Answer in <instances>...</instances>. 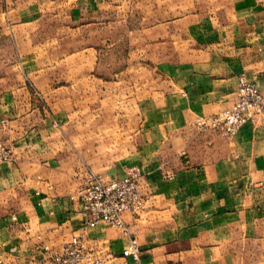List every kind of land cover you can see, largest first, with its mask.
I'll list each match as a JSON object with an SVG mask.
<instances>
[{
  "label": "rangeland",
  "instance_id": "374dc122",
  "mask_svg": "<svg viewBox=\"0 0 264 264\" xmlns=\"http://www.w3.org/2000/svg\"><path fill=\"white\" fill-rule=\"evenodd\" d=\"M253 3L105 0L87 18L71 4L47 5L35 23L19 27L18 47L0 38V89L16 91L38 121L51 118L48 140L66 168H82V180L92 173L114 179L138 167L145 189L153 183L158 191L177 170L233 148L234 137L220 130L177 122L174 65L207 61L206 29L241 21ZM7 144L0 138V155L5 147L12 160ZM0 213L22 221L11 234L33 221L23 199L7 200ZM245 236L230 247L239 259L228 264H264V227L247 225ZM66 241L52 248L60 250ZM97 249L112 263L111 251Z\"/></svg>",
  "mask_w": 264,
  "mask_h": 264
},
{
  "label": "crops",
  "instance_id": "0c3cea01",
  "mask_svg": "<svg viewBox=\"0 0 264 264\" xmlns=\"http://www.w3.org/2000/svg\"><path fill=\"white\" fill-rule=\"evenodd\" d=\"M104 1L0 0V38L18 47L19 27L35 23L47 5L71 4L87 18L97 14ZM205 35L210 41L207 61L174 65L179 124L195 123L198 117L229 107L242 74L264 91L261 5L254 0L241 21L207 28ZM50 132V117L38 121L36 111L24 108L16 91L0 89V138L12 154V160L0 162V209L9 199H23L33 216L23 230L11 234L22 221L0 213V264H49L42 244L58 245L73 236H82L97 251H111L109 264H120L131 236L138 238L142 264H228L239 259L230 247L245 242L247 225L264 227V118L247 122L228 154L177 170L165 188L155 191L151 183L145 189L140 178L149 200L138 215H125L128 232L90 222L81 206L69 199L84 184L83 171L65 167L55 142L48 140ZM19 208L15 215L21 213Z\"/></svg>",
  "mask_w": 264,
  "mask_h": 264
},
{
  "label": "built area",
  "instance_id": "2783aa9c",
  "mask_svg": "<svg viewBox=\"0 0 264 264\" xmlns=\"http://www.w3.org/2000/svg\"><path fill=\"white\" fill-rule=\"evenodd\" d=\"M264 9V0H255ZM264 118V91L256 83L239 77V87L232 104L209 116L198 117L199 128L220 130L228 137H235L240 129L250 121ZM0 162L9 159L5 147ZM72 202L78 203L90 222H103L110 227L129 230L127 213L138 215L145 207L146 197L140 188V169L131 167L120 178L106 179L101 174L92 173L84 184L69 195ZM42 236H39L41 238ZM42 247L49 264H109L96 249L89 247L81 236H73L55 251L48 243ZM141 247L136 236H131L122 251V256L131 259L133 264H142ZM1 263V259H0Z\"/></svg>",
  "mask_w": 264,
  "mask_h": 264
}]
</instances>
